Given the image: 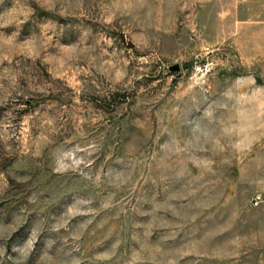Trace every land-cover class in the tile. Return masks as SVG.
Wrapping results in <instances>:
<instances>
[{"label": "rangeland", "instance_id": "1", "mask_svg": "<svg viewBox=\"0 0 264 264\" xmlns=\"http://www.w3.org/2000/svg\"><path fill=\"white\" fill-rule=\"evenodd\" d=\"M0 264H264V0H0Z\"/></svg>", "mask_w": 264, "mask_h": 264}, {"label": "water", "instance_id": "2", "mask_svg": "<svg viewBox=\"0 0 264 264\" xmlns=\"http://www.w3.org/2000/svg\"><path fill=\"white\" fill-rule=\"evenodd\" d=\"M170 71L172 72H180L181 71V65L179 63H176L169 67Z\"/></svg>", "mask_w": 264, "mask_h": 264}]
</instances>
